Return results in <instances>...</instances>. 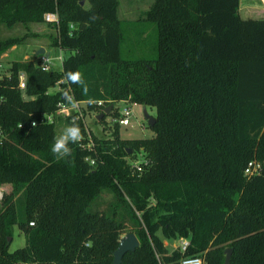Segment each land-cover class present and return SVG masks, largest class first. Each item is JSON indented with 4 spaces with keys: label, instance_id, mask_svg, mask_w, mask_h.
Wrapping results in <instances>:
<instances>
[{
    "label": "trees",
    "instance_id": "trees-1",
    "mask_svg": "<svg viewBox=\"0 0 264 264\" xmlns=\"http://www.w3.org/2000/svg\"><path fill=\"white\" fill-rule=\"evenodd\" d=\"M239 4L152 0L143 14L156 24V57L125 58L119 0H0L6 24L56 10L50 42L64 51L60 70L28 57L0 78V184H11L1 193L0 264H112L127 216L139 244L120 264H180L178 247L163 242L180 236L205 264H223L227 247L231 264H264V16L243 17ZM20 40L0 38V55ZM77 71L86 91L67 79ZM56 82L63 89L49 92ZM69 94L100 110L119 99L152 105L154 134L121 137L115 123L111 137L92 133L91 146L69 143L57 159L55 124L42 115ZM66 119L85 135L80 118ZM140 147L151 164L132 171L123 157ZM251 160L259 171L245 173ZM104 191L116 197L107 210ZM15 224L25 243L9 250Z\"/></svg>",
    "mask_w": 264,
    "mask_h": 264
},
{
    "label": "rangeland",
    "instance_id": "rangeland-1",
    "mask_svg": "<svg viewBox=\"0 0 264 264\" xmlns=\"http://www.w3.org/2000/svg\"><path fill=\"white\" fill-rule=\"evenodd\" d=\"M248 0H241L243 6L247 5ZM260 2V0H251ZM152 0H119L118 14L121 18V28L123 31V40L120 45V53L122 57L125 58H137V57H156V41H157V29L156 24L152 21L144 19V10L147 9ZM257 5V4H255ZM257 9H248L245 12H241L243 17H259L264 16V5L255 6ZM56 33V27L45 20L42 21H29L24 22H14L12 24H6L5 22H0V38H6L10 36L21 37V40L17 44H13L6 49L0 55V75L7 76L10 74L9 67L14 60H21L28 57L35 58L36 50L40 46L46 47V52L48 55L52 56V68L54 70H60L61 60L55 58L56 55L64 54L59 46L51 45V36ZM58 82L48 87L49 92H55L57 90H62ZM22 97H28L26 90H20ZM63 102V101H62ZM60 101L58 102L59 105ZM114 105L122 106L123 104H128L131 107L130 123L127 125L119 124V134L121 137L134 138V137H149L154 134L152 128L148 125L147 120L144 116V109L150 114H155V107L148 104H142L138 102H128L126 99L116 100ZM57 105L56 109L52 112L44 113L42 116H49L48 121H52L55 124V134L56 137L63 135L65 129L70 126L66 117L73 119L72 115H69L68 111L63 110L59 112ZM84 106V105H83ZM79 106L78 110L82 114V122L90 130L91 133L96 134L100 137H111L114 125L108 123L109 114L106 115L104 121H100L96 118L98 112H100L99 107L89 108ZM116 110V108L114 109ZM133 170L132 164L134 163H146L144 166L151 164V158L146 155V152L142 147L131 152V154L125 155L123 157ZM148 163V164H147ZM11 190L10 183L0 184V193H4ZM96 201V200H95ZM95 201L91 204V208H95ZM99 206L102 209H109L111 201H116V197L111 192L104 191L99 197ZM151 201L154 202L153 199ZM1 196H0V207H1ZM121 208L117 207L120 211ZM119 211L117 215L119 216ZM125 224L122 228L121 236H123L128 231H133L135 225L129 216L125 218ZM161 234L160 231H158ZM10 245L9 250H13L18 246H22L25 243L24 233L14 225L13 236L9 238ZM164 245L169 251L178 247V240L163 238ZM204 257V254H200ZM205 259V258H204Z\"/></svg>",
    "mask_w": 264,
    "mask_h": 264
},
{
    "label": "built area",
    "instance_id": "built-area-1",
    "mask_svg": "<svg viewBox=\"0 0 264 264\" xmlns=\"http://www.w3.org/2000/svg\"><path fill=\"white\" fill-rule=\"evenodd\" d=\"M43 19L47 22H58V15L56 10H48L43 13ZM57 59H60L62 62V55H56L54 56ZM52 56L48 55L46 52L38 54L34 62L37 66H39L43 70H52ZM1 62H0V68H1ZM1 77V75H0ZM18 87L21 90L26 89V74L24 71H20L18 73ZM103 100L99 99L96 101L97 106H102ZM84 105V106H83ZM59 112H63V110H66L69 115H72L73 119H82V114L80 112V109L78 110L79 106L87 107V101L85 99H76L72 94H69L66 96V100L60 101L59 103ZM114 108H116L117 113L114 115L109 114L108 117V123L115 124L118 123L120 125H127L130 123V116L132 113V109L128 104H123L121 107L118 105H113ZM43 119H49V116L43 117ZM85 128V135H83L81 132V139L79 140L80 145L82 146H91L93 144V139H92V133L90 130L84 125ZM82 138H86V142L84 143L82 141ZM86 159H89L86 157ZM90 162H92V159H89ZM144 163H134L132 164L133 170L140 172L144 168ZM148 164V163H147ZM259 171V163L257 161L251 160L248 162L247 166L244 169L245 173H253ZM1 196V193H0ZM32 224L33 221H30ZM178 240V249L181 251L182 256L180 258V264H205V259L202 255H187L184 252L186 251L190 239L189 237L186 236H180L176 238ZM88 244V242H86Z\"/></svg>",
    "mask_w": 264,
    "mask_h": 264
},
{
    "label": "water",
    "instance_id": "water-1",
    "mask_svg": "<svg viewBox=\"0 0 264 264\" xmlns=\"http://www.w3.org/2000/svg\"><path fill=\"white\" fill-rule=\"evenodd\" d=\"M44 51V47L40 46L37 50L36 53H41ZM113 103H109L106 106L103 107V109L97 113L96 118L99 120L101 119L102 116L105 114H108L111 109H112ZM144 116L147 120V123L149 126H152L156 120L155 115L150 114L149 112L144 109ZM139 240L135 233L133 231H128L126 232L123 236L119 238V242L116 246V248L113 250V259H112V264H120L122 260L123 254L127 250H132L136 246H138ZM232 248L227 247L225 248V259L223 264H231L230 263V256H231Z\"/></svg>",
    "mask_w": 264,
    "mask_h": 264
},
{
    "label": "clouds",
    "instance_id": "clouds-1",
    "mask_svg": "<svg viewBox=\"0 0 264 264\" xmlns=\"http://www.w3.org/2000/svg\"><path fill=\"white\" fill-rule=\"evenodd\" d=\"M67 79L73 83H79L84 86L85 91L87 90V85L82 79V74L80 72H68ZM81 139L80 129L77 125L72 124L65 129L63 135L56 137L52 146V152L56 154L57 159L68 156L70 154L69 143H77ZM59 154V155H58Z\"/></svg>",
    "mask_w": 264,
    "mask_h": 264
},
{
    "label": "crops",
    "instance_id": "crops-1",
    "mask_svg": "<svg viewBox=\"0 0 264 264\" xmlns=\"http://www.w3.org/2000/svg\"><path fill=\"white\" fill-rule=\"evenodd\" d=\"M245 2V1H244ZM247 2V5H245V6H243L242 5V3H241V0H240V4H239V11H240V13L242 12H245V11H247L248 9H257L255 6H258V5H261V6H263L264 5V0H260V2H256V1H251V0H248V1H246ZM245 2V3H246ZM255 4H257V5H255ZM119 6V5H118ZM119 15V14H118ZM44 47V46H43ZM44 52H46V47H44V51L43 52H41V53H44ZM47 53V52H46ZM38 54H40V53H36V56L38 55ZM34 59L35 58H33V61H34ZM35 63V62H34ZM61 66H62V62H61ZM20 71H24V70H19L18 71V73L20 72ZM10 72V71H9ZM25 72V71H24ZM26 74V73H25ZM5 75V74H4ZM4 75H1V77L0 78H2ZM9 75V74H8ZM7 75V76H8ZM57 83V82H56ZM26 86H27V82H26ZM17 87H18V81H17ZM19 88V87H18ZM19 90H21L20 88H19ZM26 90V89H25Z\"/></svg>",
    "mask_w": 264,
    "mask_h": 264
}]
</instances>
